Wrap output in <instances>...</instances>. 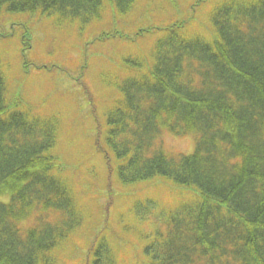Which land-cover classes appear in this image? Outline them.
Here are the masks:
<instances>
[{
  "label": "trees",
  "instance_id": "16d2710c",
  "mask_svg": "<svg viewBox=\"0 0 264 264\" xmlns=\"http://www.w3.org/2000/svg\"><path fill=\"white\" fill-rule=\"evenodd\" d=\"M139 1L0 0V14L36 15L57 29L76 22L82 35L87 26H107L106 6L123 17ZM195 4L211 24V40L190 36L183 21L131 34L102 29L93 39L134 46L150 40L144 55L110 53L115 79L108 70L101 80L119 95L103 127L105 146L122 161L119 179L131 184L160 177L196 196L191 204L156 215L157 227L137 255L123 259L126 264H264V0ZM29 50L25 32L20 57ZM22 69L27 75L25 63ZM7 84L9 74L0 63V264H56L82 223L67 186L51 174L59 116L31 115L20 95L8 96ZM163 131L193 134V152L171 157L154 148ZM126 139H134L133 147ZM30 207L40 215L22 231L17 223ZM49 211L59 220L49 222ZM84 250L79 255L88 264L123 263L104 235L88 239Z\"/></svg>",
  "mask_w": 264,
  "mask_h": 264
},
{
  "label": "rangeland",
  "instance_id": "374dc122",
  "mask_svg": "<svg viewBox=\"0 0 264 264\" xmlns=\"http://www.w3.org/2000/svg\"><path fill=\"white\" fill-rule=\"evenodd\" d=\"M197 1L140 0L137 8L123 17L116 16L106 6L103 20L107 26H87L82 35L76 22V25L67 23L64 28L57 29L52 22L36 15L0 14V63L9 74L7 94L20 95L22 104L31 109L33 116L58 114L62 130L51 151L55 158L51 174L67 186L82 217L80 228L60 251L56 264H88L79 254L86 251L87 240L91 239L92 242L97 234L109 239L112 247L118 249L122 264H126L123 259L129 253L137 255L151 235L152 227L147 219L156 210L155 207L142 212L146 219L135 221L134 217L129 216L133 215L132 204L135 200L149 196L148 199L159 203L163 212H173L195 200L193 191L177 187L160 177L127 185L119 181L116 167L121 160L108 150L98 130L105 126L104 114L119 101V95L116 91L112 95V86H105L101 80L105 79L108 70L115 79L110 53L120 58L127 53L144 55L150 40L140 41L134 46L114 40L100 44L93 42V39L101 34L102 29L119 28L123 29L122 33L131 34L147 25L183 21L190 36L202 34L211 40L214 37L213 29L200 16L202 12L195 4ZM25 32L30 36V50L25 57H20L21 36ZM23 63L29 67L27 75H24ZM11 72L15 76H10ZM123 78L124 72L118 80ZM95 86L99 89L98 93H94ZM89 99H92V103ZM97 106L105 110L103 115ZM155 140L154 148H160L172 157L192 153L195 144L192 134L179 138L169 136L166 131L161 132ZM125 142L128 143V139ZM133 142L134 139L128 145L133 147ZM30 209L29 214L17 223L22 231L33 227L40 215L38 210ZM44 213L48 219L41 218L49 222L57 217L52 211ZM99 227H102L101 233H94Z\"/></svg>",
  "mask_w": 264,
  "mask_h": 264
}]
</instances>
